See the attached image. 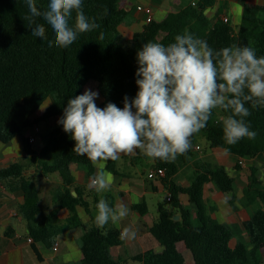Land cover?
<instances>
[{
    "label": "trees",
    "instance_id": "trees-1",
    "mask_svg": "<svg viewBox=\"0 0 264 264\" xmlns=\"http://www.w3.org/2000/svg\"><path fill=\"white\" fill-rule=\"evenodd\" d=\"M217 1L193 0L180 10L153 14L141 30L127 37L120 26L129 21L131 6L128 0H82L84 14L99 27L78 34L76 41L67 48H49L48 41L54 40V33L45 25L46 39L31 35L35 25H30L26 19L30 13L25 0H0V142L9 143L14 137L21 136L31 162L39 163L38 175L59 176L62 188L57 193L58 206L73 213L64 224L56 222L58 209L41 215L40 190L37 182L25 175L26 165L18 160L8 167H0V180H15L16 187L25 194L21 210L35 242L50 246L60 233L76 228L82 233V264H122L123 259L114 256V249L123 243L119 229L115 226L87 228L77 213L78 205L88 211L90 205L84 199L85 187H75L71 165L85 166L90 175L94 164L86 156H78L72 151L75 141L60 124L42 134L43 146L39 150L34 148L26 131L49 118L60 119L68 99L82 95L88 89L104 97L97 107L102 109L108 103H114L122 109L124 97L131 101L138 92L136 56L149 41L167 46L177 35L188 32L205 40L216 51L232 45L251 46L258 57L264 56V5L244 3L237 12L240 18L235 16L226 20V2L214 15L209 14ZM35 3L44 11L49 0H35ZM37 22L44 23L42 20ZM74 23L75 12L69 20L70 26ZM49 98L53 102L44 115L32 120ZM245 107L250 115L243 119L250 130L257 133L255 139L245 137L234 145L227 144L223 120L232 113L219 108L212 111L206 127L201 130L212 149L234 155L238 165L241 158H254L264 152V106L253 107L246 103ZM195 138L196 134L190 138V149L175 160L153 158L155 168L165 171L163 183L170 190L171 206L159 204V218L150 228L159 246L133 256L132 260L141 264H258L264 249V209L260 208L243 222L252 245L240 239L235 242L234 228L208 212L206 185L211 181L230 203L235 202V197H229L235 191V181L225 167L211 166L197 172L189 187L179 186L173 180L180 167L189 161L188 156L193 154ZM106 168L118 174L116 161H107ZM249 181L245 191L249 201H264V186L256 166L250 167ZM73 188L77 196L73 194ZM183 193L190 196L196 207L195 213L180 201L179 196ZM108 204L114 207V204ZM134 209L146 215L148 205L137 203ZM176 215H180V219L176 220ZM13 233L14 230L9 228L6 235Z\"/></svg>",
    "mask_w": 264,
    "mask_h": 264
},
{
    "label": "clouds",
    "instance_id": "clouds-1",
    "mask_svg": "<svg viewBox=\"0 0 264 264\" xmlns=\"http://www.w3.org/2000/svg\"><path fill=\"white\" fill-rule=\"evenodd\" d=\"M25 3L30 13L26 19L35 25L31 35L46 39L45 25L53 31L49 48H67L78 34L99 27L84 14L82 0H49L44 11L35 0ZM73 12L75 23L70 26ZM136 59L138 92L131 101L124 97L122 109L114 103L97 107L98 93L88 89L68 99L58 121L75 141L72 151L99 165L89 189L101 193L111 188L114 177L105 162L116 161L121 154L139 149L145 156L163 161L185 154L191 147L190 138L206 127L217 108L232 113L223 120L227 144L245 137L255 139L257 133L243 119L250 115L246 103L264 106V56L258 57L253 47L232 45L216 51L205 40L185 32L167 46L144 43ZM96 208L98 227L109 221L119 223L130 211L123 203L110 207L103 198ZM121 236L134 239L136 232L125 227Z\"/></svg>",
    "mask_w": 264,
    "mask_h": 264
},
{
    "label": "crops",
    "instance_id": "crops-1",
    "mask_svg": "<svg viewBox=\"0 0 264 264\" xmlns=\"http://www.w3.org/2000/svg\"><path fill=\"white\" fill-rule=\"evenodd\" d=\"M180 1L181 0H145L143 4L139 3L137 7L148 6L146 8H150L152 14L157 15L170 10H178L173 6L174 3L178 5ZM192 1L193 0H189V2ZM224 2L227 3L224 16L228 12L231 13L229 17H233L231 15L237 14L238 11L240 12V7L244 3L264 5V0H245L242 3L237 0H218L209 14L214 15L219 6ZM144 13H137L134 19L136 20L134 23H139V21L142 22L141 27L137 31L141 30L142 26L147 22L148 14L145 11ZM139 16L140 18L137 19ZM131 22L132 21L129 20L120 26V29L125 35L127 29H129L132 24ZM98 95L102 99L101 102H103L104 97L100 93H98ZM52 102L53 100L51 98L47 99L44 105L33 116L32 120L41 118ZM58 121L59 117H52L39 124H34L27 129V136L38 134V140L32 143L36 150H39L43 146L42 134L55 129L59 125ZM36 127H40L41 131L39 133H36ZM198 147L200 148L198 149ZM192 151L193 154L188 156L189 161L183 164L173 177V180L179 186L189 187L191 185L190 181L192 180L193 182L197 172L209 169L211 166H216L213 165L211 158L216 156L213 154H218L214 151L219 150L212 149V153L203 154L201 153L202 147L200 144L194 143ZM25 153L21 136L14 137L9 143L0 142V167H8L12 163L18 162V160L21 164L26 165L25 175L32 177L37 182V186L40 190L41 215H47L54 209H58L56 222L60 224L66 223L73 213L68 208H60L58 206L57 193L62 188L59 176L57 174L38 175L39 163H32L31 157L25 155ZM141 155V150L140 153L136 150L132 154H121L120 159L116 160L118 174H114L106 168L114 177L112 185L119 186L121 190V203L125 204L130 211L129 215L119 223L113 224L109 221L104 227L100 228L104 229L106 227L115 226L122 233L125 227H131L136 232L134 239L123 238V243L114 249V256L122 258L123 260H125L124 256H126L124 253L130 254L126 257L132 258L135 255L144 253L148 249L159 246V241L156 240L150 232V228L157 222L158 218L151 215L147 197L151 192H166V197L170 194V190L163 183V175H157L155 178L149 177L150 172L156 169L153 158H150L152 163L147 180H142L136 173L130 170L131 165L136 161V156ZM217 156L219 157L220 155ZM261 159H264V152L254 158H241L239 161L240 167V165H238V159L234 155H221V157H219L221 161L219 166L225 167L234 178L235 191L231 193L229 197H235V202L234 204L230 203L228 197L218 190L215 182H209L206 185V201L209 205L207 208L215 219L234 226L236 223L243 224L244 221L250 219L260 208L264 209V201H249L245 193L249 185L250 173H248V170H250L251 166H256L259 169L262 184L264 186V165L261 167L258 165ZM241 161H243L246 166H243ZM98 170L99 165L95 164L93 172L89 175L85 166L77 163L71 165L75 187H85L84 199L90 205L89 211L81 205L77 206V213L87 228L98 227L94 218L97 214L96 205L100 200L99 193L87 187L90 178L94 176ZM239 183L244 184L245 187L243 186L241 189L238 188ZM73 194L77 196L74 188ZM105 198H108V196H105ZM179 199L186 207L189 209L191 208L192 213L196 212V207L191 203L188 194H180ZM211 200H213L212 206L210 203ZM167 201L169 202L168 199ZM24 202L25 194L16 187L15 180H0V236L2 246L0 264H82L83 254L80 245L82 233L79 229L72 228L63 231L52 240L50 246H47L43 242L29 240L31 236L29 234L28 223L21 210ZM144 202L148 205V212L146 215H141L134 209V205ZM112 204H114V207L116 206L115 202ZM9 228L14 230L11 236L6 235ZM245 234L242 235L244 238H242V236L241 238L249 239L248 233L246 232ZM238 239L240 238L236 237L234 241L236 242Z\"/></svg>",
    "mask_w": 264,
    "mask_h": 264
},
{
    "label": "rangeland",
    "instance_id": "rangeland-1",
    "mask_svg": "<svg viewBox=\"0 0 264 264\" xmlns=\"http://www.w3.org/2000/svg\"><path fill=\"white\" fill-rule=\"evenodd\" d=\"M144 1L145 0H140V1L139 0L138 1L137 0H129L130 6H131V12H130V14L128 16V20L132 21L131 22L132 24L129 27V29H127V32H126L127 36H130V37L133 36V34L141 27L142 22L139 21V23H134L136 21L134 19H135L137 13L138 14L144 13V11L138 10V7H137L139 3L143 4ZM237 1L242 3L245 0H237ZM189 3H190L189 0H181L178 5L174 3L173 7L175 9L180 10V9L184 8L185 6H187ZM144 7H148V6H144ZM230 14L231 13L227 12L225 14V16L229 17ZM140 16L137 19H139ZM231 16H233V18H235V16L237 18H240V14L239 15L235 14V15H231ZM227 17H225V19ZM101 100H102L101 97L98 95V98L95 100V103H96L97 106L100 104ZM195 139H196L195 140V144H200V146L202 147L201 153H203V154L204 153H208V154L212 153V148H211L210 142L207 139L206 135L202 131L196 133V138ZM214 152H217L218 154H213V155H216V156H213L211 158V161H212L213 165H216V166H219L220 163H221V161L219 160V157H221V155H229L225 151H220L219 150V151H214ZM25 155H27V154L25 153ZM217 155H220V156L218 157ZM263 160L264 159H261L259 161V163H258V165L260 167L262 165H264V161ZM151 163H152V160L142 153L141 156H136V161L133 163V165H131L130 170H132L133 173H136L139 176V178H141L142 180H147L148 179V174H149V169L151 167ZM248 173H250V170H248ZM176 181H177V179H176ZM249 182L250 181H248V183ZM190 183L192 184V180L190 181ZM243 186H244V184L239 183V187L238 188L241 189V188H243ZM247 188H248V186H247ZM247 188H246V190H247ZM120 191L121 190H120L119 186L112 185L109 190L99 193V197H100V199L101 198L105 199L107 202H112V203L115 202V204L117 205V204H120L121 200H122L121 196H120ZM105 196H108V198H105ZM147 199H148V202H149L150 213H151L152 216H154L156 218H159V208H158L159 204H163L165 207H168V208L171 206V204L167 201L166 192H151L148 195ZM210 203H211V206H212L213 205V200H211ZM206 206L207 207L209 206L207 201H206ZM208 212H209V210H208ZM194 223L196 224L195 218H194ZM232 227L235 230L237 238H240V240H243V241H246L247 243H249V239H242V238H244L242 235L246 233L242 223H236ZM241 236H242V238H241ZM249 244L252 245L251 243H249ZM261 254L262 255H261L260 259H259L258 264H264V249L261 250ZM124 255L129 256L130 254L124 253ZM116 256H117V254H116ZM126 256H124L125 260H123L122 264H141L140 262L133 261L132 258L126 257Z\"/></svg>",
    "mask_w": 264,
    "mask_h": 264
},
{
    "label": "built area",
    "instance_id": "built-area-1",
    "mask_svg": "<svg viewBox=\"0 0 264 264\" xmlns=\"http://www.w3.org/2000/svg\"><path fill=\"white\" fill-rule=\"evenodd\" d=\"M138 9H139V10H144V11L148 14L147 22L151 21V19H152V15H153V14H152L150 8H146V7L139 6ZM226 20H228V18H226ZM35 131H36V133H39V132L41 131L40 127H36V128H35ZM37 140H38V134H35V135H33V136H30V141H31V143H34V142H36ZM199 148H200V147H198V149H199ZM15 163H17V161H16ZM241 164H242L243 166H246V165L244 164L243 161H241ZM157 175H163V176H164V175H165V171H164L163 169H155V170H152V171L150 172V174H149V177H150V178H155ZM170 195H171V194H169L168 197H167L168 200H171ZM29 240H30V241H33L32 238H30Z\"/></svg>",
    "mask_w": 264,
    "mask_h": 264
},
{
    "label": "water",
    "instance_id": "water-1",
    "mask_svg": "<svg viewBox=\"0 0 264 264\" xmlns=\"http://www.w3.org/2000/svg\"><path fill=\"white\" fill-rule=\"evenodd\" d=\"M179 218H180V216H179V215H176V216H175V219H176V220H178Z\"/></svg>",
    "mask_w": 264,
    "mask_h": 264
}]
</instances>
